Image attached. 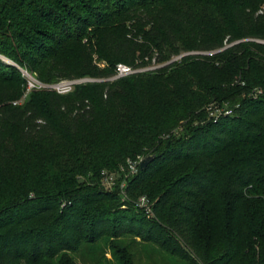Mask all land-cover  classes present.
Here are the masks:
<instances>
[{"label":"trees","instance_id":"16d2710c","mask_svg":"<svg viewBox=\"0 0 264 264\" xmlns=\"http://www.w3.org/2000/svg\"><path fill=\"white\" fill-rule=\"evenodd\" d=\"M87 1L112 0H0V55L55 57L75 40L65 15L77 21ZM127 2L144 12L135 33L146 42L123 31L110 40L115 59L148 68L138 62L156 50L162 67L111 82L114 71L74 55L40 79L105 81L22 103L25 78L0 60V264H77L109 230L136 240L110 244L112 260L94 264H264V0ZM183 51L195 54L168 63ZM150 155L126 191L159 193L166 228L120 203L119 184H102L103 172Z\"/></svg>","mask_w":264,"mask_h":264},{"label":"rangeland","instance_id":"374dc122","mask_svg":"<svg viewBox=\"0 0 264 264\" xmlns=\"http://www.w3.org/2000/svg\"><path fill=\"white\" fill-rule=\"evenodd\" d=\"M129 1V0H128ZM88 6H90L89 9L85 11H78V19L77 21L69 19L67 15H65V19L68 23H70L73 27V34L75 37V40L73 42H67L66 47L62 49L58 54L55 55V57H46L50 54L48 52V49L39 48L38 51H35L31 49L30 47L26 50L29 55L28 61H25L23 65L14 62L13 60L0 55V60L5 64L9 66L15 67L19 74L23 78L24 72L29 73L31 76L36 78L37 80L43 82L40 78L41 76L43 78H48V70L51 68H56L57 63H72L75 59L74 55L79 54H86L89 55L91 58L93 65L96 66L99 70H106L111 69V71L116 70V67L119 64L127 65L123 62H117V60L114 57V52L112 45L110 44V40L118 38L123 31H131V33L128 35L129 38L133 37L132 34L136 35L137 39L136 41L143 43L146 42L144 40L142 33H135L136 30H144L146 28L145 26H142V21L144 18V12L139 11L138 8L132 9L129 11L131 7V3L127 2V0H112L110 4H99L96 2H91L89 4V1H87ZM127 9V13L121 14L124 12V10ZM263 10L259 12V14H263ZM67 16V17H66ZM108 21L111 25H101L102 21ZM49 28V27H46ZM51 32L52 29H49ZM127 37V35H126ZM39 39L46 43V46H50L52 48H57L55 43H49V41H45L43 37H39ZM51 42V41H50ZM226 46H228L227 42L224 43ZM194 55L195 52H188L183 51L179 55H175L171 57L170 62L172 63L174 61H178L181 58H183L186 55ZM43 61V62H42ZM158 59V51H153V57L152 58H145L144 60L139 61L138 63L148 64L147 67L151 70H154L156 68L162 67V64H159ZM113 64V65H112ZM129 66V65H128ZM82 78H90V79H96L92 77H77L74 79H82ZM26 80V78H25ZM66 80V79H64ZM48 90H35V91H28L27 88V80L24 85V91L22 94V98L18 100V102L24 103L26 100H29L31 95L34 92H44ZM219 117L220 114H217ZM218 119V118H217ZM181 129H178L175 133H179ZM139 158H137L138 160ZM142 161L145 158H141ZM131 161V160H129ZM127 163V167L123 168L121 172H103V186L107 190H113L115 188V185L120 187L121 191V200L120 203L125 202H131V204H139L141 200L147 199L149 207L148 213L144 210L143 211L146 215L149 221H151V224L158 227V224H161L164 228H166L165 224L159 220L158 214L154 211V205L158 200V197L160 196L159 193H155L153 191H150L148 186H140L137 188L134 192L136 196L138 197L135 199L129 198V195L126 191V186L128 187L129 181L137 174H133L130 169V163ZM141 161V162H142ZM151 194V195H150ZM179 199V198H178ZM126 204V203H125ZM151 208V209H150ZM108 235L106 238L108 239L107 243H104L102 245H98V247H87L84 246L81 248V253L78 256L74 255V258H76L77 264H94L92 263V257H98L100 256H106L108 261L112 260V253L110 251V244L112 243H125V245L128 247L132 242H134L136 239L135 237L127 238L126 240H116L114 241L111 239V231H108ZM140 238H137V241H140ZM142 260H145L144 255H142ZM107 264V263H106Z\"/></svg>","mask_w":264,"mask_h":264},{"label":"built area","instance_id":"2783aa9c","mask_svg":"<svg viewBox=\"0 0 264 264\" xmlns=\"http://www.w3.org/2000/svg\"><path fill=\"white\" fill-rule=\"evenodd\" d=\"M151 70L150 68H134L128 65L119 64L116 67L115 73L113 76H111L107 81H117L121 78L133 76L136 74L144 73ZM24 77L27 80V88L28 91H35V90H48L53 91L59 95H66L69 93H72L77 86L85 85L88 83H98L105 80L101 79H90V78H82V79H66V80H60L54 83H45L37 80L33 76H31L29 73L24 72ZM16 104V103H15ZM231 111H226L225 114H230ZM141 157H139L138 160H131L130 163V169L133 174H137L141 165ZM148 201L147 199L141 200L139 204H137L138 209L141 210H148L149 207L147 206ZM151 209V208H150ZM148 213V211H146Z\"/></svg>","mask_w":264,"mask_h":264},{"label":"water","instance_id":"95a60500","mask_svg":"<svg viewBox=\"0 0 264 264\" xmlns=\"http://www.w3.org/2000/svg\"><path fill=\"white\" fill-rule=\"evenodd\" d=\"M156 156L154 155H150V156H147L142 162H141V165H140V169L142 171L146 170L147 167L155 160Z\"/></svg>","mask_w":264,"mask_h":264}]
</instances>
